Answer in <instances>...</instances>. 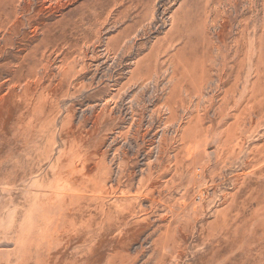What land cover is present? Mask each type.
<instances>
[{"label": "rangeland", "instance_id": "374dc122", "mask_svg": "<svg viewBox=\"0 0 264 264\" xmlns=\"http://www.w3.org/2000/svg\"><path fill=\"white\" fill-rule=\"evenodd\" d=\"M0 264H264V0H0Z\"/></svg>", "mask_w": 264, "mask_h": 264}, {"label": "bare ground", "instance_id": "6f19581e", "mask_svg": "<svg viewBox=\"0 0 264 264\" xmlns=\"http://www.w3.org/2000/svg\"><path fill=\"white\" fill-rule=\"evenodd\" d=\"M142 86H143V85H142ZM134 87H135V86H134ZM184 87H185V86H184ZM185 91H186V89H185ZM134 101H135V100H134ZM167 102H168V103H167ZM167 102H166V104H165L166 106H165V105H164V106H165L166 109L170 112L171 109H169V106H168V104H169V100H168ZM161 106H162V105H161ZM182 106H183V105H182ZM187 110H188V108H187ZM196 110H197V109H196ZM170 116H171V115H170ZM160 151H161L160 156L163 157V156L166 154V149H164V148L162 147V148L160 149ZM163 158H164V157H163ZM160 160H161V159H160ZM172 180H173V179H172ZM169 181H170V180H169ZM174 181H175V180H174ZM170 182L172 183L173 181H170ZM170 182H169V183H170ZM176 182H177V181H176ZM172 184H173V183H172ZM169 185H170V184H169ZM175 185H176V184H175ZM171 186H172V185H171ZM171 186H170V187H171ZM173 188H174V187H173Z\"/></svg>", "mask_w": 264, "mask_h": 264}]
</instances>
